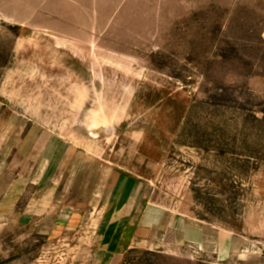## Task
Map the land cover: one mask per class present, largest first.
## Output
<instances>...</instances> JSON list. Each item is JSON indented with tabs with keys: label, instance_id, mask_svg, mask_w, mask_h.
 Here are the masks:
<instances>
[{
	"label": "rangeland",
	"instance_id": "rangeland-1",
	"mask_svg": "<svg viewBox=\"0 0 264 264\" xmlns=\"http://www.w3.org/2000/svg\"><path fill=\"white\" fill-rule=\"evenodd\" d=\"M0 264H264V0H0Z\"/></svg>",
	"mask_w": 264,
	"mask_h": 264
}]
</instances>
